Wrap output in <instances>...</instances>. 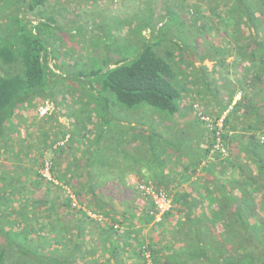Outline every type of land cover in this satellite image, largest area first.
Returning <instances> with one entry per match:
<instances>
[{
	"label": "trees",
	"instance_id": "obj_1",
	"mask_svg": "<svg viewBox=\"0 0 264 264\" xmlns=\"http://www.w3.org/2000/svg\"><path fill=\"white\" fill-rule=\"evenodd\" d=\"M189 1L185 2L187 7L181 13L180 0H170L157 11L162 22L172 23V27L179 14L181 21L176 25L180 24L179 38L183 43L168 40L165 34L163 40L170 48L166 50L161 49L162 44L157 41L141 42V37L138 42L142 44L136 46L135 53L126 51L119 59H105L103 66L88 73L80 58V64L76 65H81L78 75L86 79L87 74L90 82L80 91L72 87L68 91L75 98L79 94L78 110L92 106L86 108L84 118L78 113L70 128L61 130L60 125L58 138L35 149L27 136L21 141H12L15 132L7 123L24 103L34 104L35 100L40 101L39 104L54 103L55 75L59 71L54 63L50 64L54 59L46 47L49 48L56 23L53 11H56L57 1L0 0V23H10L0 25V151L7 157L17 149L14 157L20 161L12 169L0 163V264H86V257L93 254H86V226L91 223L97 228L103 223L106 225L107 240L111 237L125 239V230L120 232V227L126 225L128 209L121 200L117 203L123 211L116 209L114 202L106 200L102 189L94 184L98 174L88 165L95 157L93 153H97L99 138L88 139L87 144L86 125L95 116L108 115L110 102L124 109L143 105L161 114L176 113L181 92L175 85L172 47L179 51L184 46L205 52L201 61L206 56L220 69L229 68L225 63L230 56L234 57L231 66L234 70L241 65L236 85L229 79L221 84L227 91L226 109L236 93L240 97L223 119L222 139L228 155L220 160L229 156L225 133L227 128L231 129L235 116L250 122L246 131L264 134V0ZM151 13L153 22L155 12ZM49 26L50 30H45ZM215 37L218 42L211 43L209 40ZM201 38L206 40H196ZM120 48L123 51V45H119ZM211 48L215 51L211 52ZM193 104H198L207 115L221 117L208 113L197 100L191 101L192 112ZM55 108L62 110L60 103ZM66 136V143L54 149ZM210 147L209 137L202 161L205 164L214 163L207 161ZM25 160L29 165L22 164ZM47 160L50 180L39 172ZM62 163L66 167H62ZM33 167L37 168L33 170ZM51 186L57 190L53 199L48 195ZM38 188L41 191L37 195ZM140 196L150 204L146 215L150 218L148 223L153 221L160 225L163 219L155 222L156 208L152 201ZM258 211H264V204L220 201L218 209L209 216L188 218L179 223L171 236L172 247L167 250L157 248L150 241L137 242L135 238L133 264H147V253L152 264H264V218ZM88 213L101 219L90 217ZM119 217L124 220L119 221ZM119 254L118 247L112 246L109 259L88 264H124L116 260Z\"/></svg>",
	"mask_w": 264,
	"mask_h": 264
},
{
	"label": "crops",
	"instance_id": "obj_2",
	"mask_svg": "<svg viewBox=\"0 0 264 264\" xmlns=\"http://www.w3.org/2000/svg\"><path fill=\"white\" fill-rule=\"evenodd\" d=\"M159 8L153 7L148 12H156ZM153 22L142 24V29H146L149 35L143 32L141 42L157 41L162 44L161 49L166 50L170 48L163 40L165 36L168 40L183 43L181 37L165 35L164 30L172 23H163L161 14L154 17ZM119 32L121 31H117V34ZM92 38L86 32V40ZM216 39L213 38L212 42H216ZM183 48L179 51L172 47L175 50L172 57L176 71L175 85L181 92L176 113L161 114L148 107L124 109L110 102L108 115L95 116L86 125V143L88 144V139L99 138L97 153H93L95 157L88 165L92 172L98 174L94 184L102 189L101 193H104L106 200L114 202L116 209L119 210L117 202L121 200L129 212L125 217L126 225L120 227V232L125 230V239L111 237L107 240L108 233L104 223L98 228L93 223L86 226V254L93 253L86 257V264L105 262L111 255L112 246L118 247L120 254L117 261L133 264L138 240L150 241L157 248L167 250L172 247L171 236L179 223L188 218L209 216L211 211L218 209L220 201L227 203L231 199L264 204V142L261 141L264 134L246 131L250 122L241 117H233L231 129L227 128L225 133L229 156L205 164L202 161L209 145V135L191 110V101L197 100L208 113L226 117L240 96L236 93L232 104L226 109L227 91L221 88V84L229 79L236 85L241 65L234 70L231 67L234 57L230 56L225 63L230 65L229 68L220 69L214 61L206 59V56L201 61L205 52ZM128 50V46L123 47V51H118L115 59L123 57ZM34 102L19 106L7 126H15L16 135V131L25 123L27 126L35 125L33 128L37 137L33 144L36 148L58 138L60 125L61 130L72 125H65L62 121L65 116L60 114L57 118L52 115L48 118L37 117L35 111L40 101ZM91 106L92 104L86 105V108ZM54 119L56 120L53 121ZM21 120L25 123L21 124ZM15 135L12 141L17 142ZM93 146L92 149L95 150L96 147ZM14 154H18L17 149L2 159L3 164L11 169L20 162ZM79 155L76 153L77 157ZM22 164L29 163L25 160ZM64 166L66 164L62 163V167ZM141 181L153 182L164 189L173 201L171 212L164 216L160 225L153 221L148 223L150 218L146 215L149 214L150 204L136 190ZM258 212L264 218V211ZM123 220V217H119V221Z\"/></svg>",
	"mask_w": 264,
	"mask_h": 264
},
{
	"label": "rangeland",
	"instance_id": "obj_3",
	"mask_svg": "<svg viewBox=\"0 0 264 264\" xmlns=\"http://www.w3.org/2000/svg\"><path fill=\"white\" fill-rule=\"evenodd\" d=\"M55 10L53 15L56 18L54 30L51 35V42H49V48L46 47L47 52L53 57L54 61H50L54 67L57 68L59 73L55 75L57 85L54 87L57 90L56 98L53 97L52 101L55 103L53 107L59 103L62 106V110L53 109L48 115L52 113L54 118L57 115H65L62 119L65 125L70 127L71 122L79 115L84 118L83 115L86 112V107L82 110H78V103L80 99L78 95L76 98L72 96L69 90L70 87L76 91H80L83 85H87L90 82L86 74V79L78 75L77 69L80 68V58L84 60V67H86V73L93 71L100 66H103L105 59H115L118 56L119 44L123 47H129L128 50L131 54L135 53L136 46L138 45V38L144 37L141 35L145 32V35H149L146 29H142V24L152 23L151 16L148 11L153 7H160V5L169 4L170 0H56ZM105 1V3L103 2ZM179 0H176V2ZM189 0H180L178 6L183 5L180 8V13L187 7L185 2ZM155 5V6H154ZM159 15L155 12V16ZM154 16V17H155ZM32 19V18H31ZM179 14L174 20L175 27L169 26L166 31L167 35L173 37H179L180 24ZM122 23V25H121ZM155 23V21L153 22ZM10 25V23H0V25ZM121 25V26H120ZM111 26V27H110ZM121 29L119 30V28ZM179 28V31L177 30ZM50 30V26L45 30ZM118 29V30H116ZM117 31H121L117 34ZM86 32L93 36L92 40H86ZM200 42H204L206 39H196ZM213 43L211 40H209ZM220 48V45H218ZM113 47V48H112ZM215 47V46H214ZM210 51H215L211 48ZM83 66V65H82ZM83 69V67L81 68ZM80 69V71H81ZM61 70V71H60ZM71 84V85H68ZM53 87V85L51 86ZM59 88H61L59 92ZM139 107H148L140 105ZM151 111L156 112L151 107H148ZM66 111V112H65ZM78 111V112H77ZM85 111V112H84ZM36 112V111H35ZM79 113V115H78ZM158 113V112H157ZM36 116L38 117L37 113ZM123 116V115H121ZM54 119L53 121H55ZM21 124L25 121H20ZM33 126H27L26 123L22 128L16 131L15 137L18 141L22 138L28 137L29 142L34 143L37 135L34 133L35 128ZM29 127V129H26ZM12 131H15V126ZM59 137V136H58ZM26 145V144H25ZM23 145V146H25ZM36 149V148H35ZM33 156L35 153H31ZM6 156V155H5ZM3 153L0 151V163L3 164L2 159L5 158ZM9 156V155H8ZM11 159H13L11 157ZM4 165V164H3ZM29 165V164H28ZM36 169L37 167H33ZM49 191V198H54L57 195V190L51 186ZM41 188H38L36 194H39Z\"/></svg>",
	"mask_w": 264,
	"mask_h": 264
},
{
	"label": "built area",
	"instance_id": "obj_4",
	"mask_svg": "<svg viewBox=\"0 0 264 264\" xmlns=\"http://www.w3.org/2000/svg\"><path fill=\"white\" fill-rule=\"evenodd\" d=\"M53 107L52 104L48 101L41 102L36 110L38 117L43 118L48 116ZM193 112L195 113L197 119L202 123L204 130L210 137L211 147L209 154L207 156V161L215 162L216 160H220L225 158L228 155L227 148L222 139L223 132V117L215 118L210 115L205 114L203 109L198 104H193ZM68 139V136L64 138V140L57 142L53 148H57L59 146H63ZM261 141H264V137L261 138ZM40 174L47 180H50V162L47 160L44 163V166L39 170ZM138 192L143 196L149 198L153 205L156 208V213L154 215L155 222H160L163 219V216L169 213L172 209V200L167 195V193L157 188L151 181H141L137 184ZM73 200V206L76 205L74 197L71 195ZM90 217H96L95 215L88 213ZM150 255L147 253L145 258L147 259V264H152L149 260Z\"/></svg>",
	"mask_w": 264,
	"mask_h": 264
}]
</instances>
